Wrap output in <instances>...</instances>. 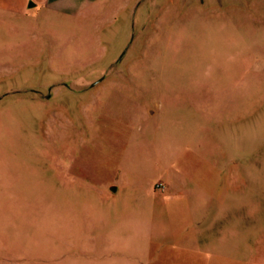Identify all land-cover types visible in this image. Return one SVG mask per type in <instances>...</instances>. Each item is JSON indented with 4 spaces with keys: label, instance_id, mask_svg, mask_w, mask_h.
<instances>
[{
    "label": "rangeland",
    "instance_id": "obj_1",
    "mask_svg": "<svg viewBox=\"0 0 264 264\" xmlns=\"http://www.w3.org/2000/svg\"><path fill=\"white\" fill-rule=\"evenodd\" d=\"M7 42L0 264H264V0L40 7Z\"/></svg>",
    "mask_w": 264,
    "mask_h": 264
},
{
    "label": "crops",
    "instance_id": "obj_2",
    "mask_svg": "<svg viewBox=\"0 0 264 264\" xmlns=\"http://www.w3.org/2000/svg\"><path fill=\"white\" fill-rule=\"evenodd\" d=\"M86 2L87 0H0V43H8L7 37L9 35L16 36L26 25H33L40 7L66 14L70 13L73 7H82ZM7 204V200L1 197L0 252H2L3 248H6V245H4L3 228L6 223L5 208Z\"/></svg>",
    "mask_w": 264,
    "mask_h": 264
}]
</instances>
